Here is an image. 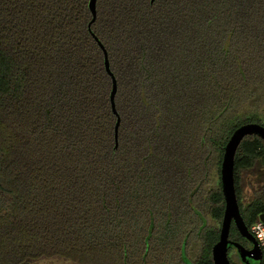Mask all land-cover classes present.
Returning <instances> with one entry per match:
<instances>
[{
  "label": "trees",
  "instance_id": "obj_1",
  "mask_svg": "<svg viewBox=\"0 0 264 264\" xmlns=\"http://www.w3.org/2000/svg\"><path fill=\"white\" fill-rule=\"evenodd\" d=\"M95 1L0 0V264H214L225 146L264 126V0ZM234 176L249 229L260 135Z\"/></svg>",
  "mask_w": 264,
  "mask_h": 264
},
{
  "label": "water",
  "instance_id": "obj_2",
  "mask_svg": "<svg viewBox=\"0 0 264 264\" xmlns=\"http://www.w3.org/2000/svg\"><path fill=\"white\" fill-rule=\"evenodd\" d=\"M90 5L93 12V20H92L93 22L96 19V1L91 0ZM94 37L104 51L105 66L108 73L112 77V90H111L110 99H111L113 111L118 115L116 109V102H115V97L118 87L117 79L114 73L111 71L107 49L105 48V46L97 36L94 35ZM249 134H258L264 139V126L259 123H247L240 126L234 131V133L232 134L228 143L225 146V153H224L222 170H221V180H222V189H223L226 205H225L224 216L220 229V237L218 242L215 243V245L212 248V257L214 264H232L228 255L230 246H234L237 249L241 259L246 264L250 263L249 260L251 258L252 259L262 258L261 248L256 238L250 233L242 217L240 205L236 193V187H235V176H234L235 154L243 138ZM260 218L264 220V213L260 215ZM233 223L236 225L242 237H244L250 243H252L253 247L251 249H247L241 243L232 242L229 239L230 229Z\"/></svg>",
  "mask_w": 264,
  "mask_h": 264
},
{
  "label": "rangeland",
  "instance_id": "obj_3",
  "mask_svg": "<svg viewBox=\"0 0 264 264\" xmlns=\"http://www.w3.org/2000/svg\"><path fill=\"white\" fill-rule=\"evenodd\" d=\"M216 179H217V177L215 176L214 181H213L214 183H215ZM257 185H258V183L256 182V180L254 178L252 180L249 178L246 179V185L243 188V191H244V198L242 200L243 202H248L252 198L253 191H254L253 186L256 187ZM34 264H76V263H73L72 261L66 260V259L61 258V257H52V258L38 259V260L34 261Z\"/></svg>",
  "mask_w": 264,
  "mask_h": 264
},
{
  "label": "built area",
  "instance_id": "obj_4",
  "mask_svg": "<svg viewBox=\"0 0 264 264\" xmlns=\"http://www.w3.org/2000/svg\"><path fill=\"white\" fill-rule=\"evenodd\" d=\"M249 231L256 238L261 248L264 262V220L259 218L255 223L251 225Z\"/></svg>",
  "mask_w": 264,
  "mask_h": 264
},
{
  "label": "flooded vegetation",
  "instance_id": "obj_5",
  "mask_svg": "<svg viewBox=\"0 0 264 264\" xmlns=\"http://www.w3.org/2000/svg\"><path fill=\"white\" fill-rule=\"evenodd\" d=\"M245 248L247 249H251L253 247L252 243H250L247 239H246V243L242 244ZM232 247V246H231ZM230 247L229 251H228V255L231 257L232 262L234 264H246L243 262V260L240 257V254L238 253L237 249L233 246V250ZM262 255V252H261ZM236 257V258H235ZM250 263L249 264H262L263 263V255L261 259H250L249 260Z\"/></svg>",
  "mask_w": 264,
  "mask_h": 264
}]
</instances>
